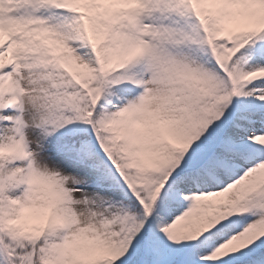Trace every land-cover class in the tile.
<instances>
[{
  "label": "snow or ice",
  "instance_id": "6c2138e0",
  "mask_svg": "<svg viewBox=\"0 0 264 264\" xmlns=\"http://www.w3.org/2000/svg\"><path fill=\"white\" fill-rule=\"evenodd\" d=\"M0 264H264V0H0Z\"/></svg>",
  "mask_w": 264,
  "mask_h": 264
}]
</instances>
